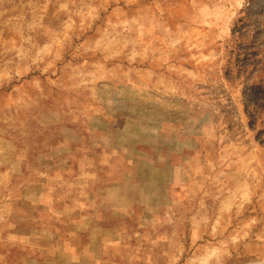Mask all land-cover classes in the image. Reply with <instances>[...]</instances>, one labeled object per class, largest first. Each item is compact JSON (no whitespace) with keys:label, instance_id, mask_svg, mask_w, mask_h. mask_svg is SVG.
<instances>
[{"label":"rangeland","instance_id":"374dc122","mask_svg":"<svg viewBox=\"0 0 264 264\" xmlns=\"http://www.w3.org/2000/svg\"><path fill=\"white\" fill-rule=\"evenodd\" d=\"M0 264H264V0H0Z\"/></svg>","mask_w":264,"mask_h":264},{"label":"trees","instance_id":"16d2710c","mask_svg":"<svg viewBox=\"0 0 264 264\" xmlns=\"http://www.w3.org/2000/svg\"><path fill=\"white\" fill-rule=\"evenodd\" d=\"M252 19H253L252 17H248V21H252ZM246 20H247V19H246Z\"/></svg>","mask_w":264,"mask_h":264}]
</instances>
